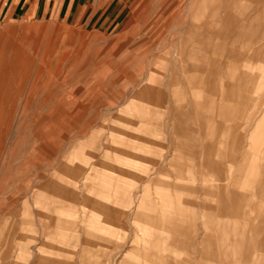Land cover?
Here are the masks:
<instances>
[{
    "label": "rangeland",
    "instance_id": "rangeland-1",
    "mask_svg": "<svg viewBox=\"0 0 264 264\" xmlns=\"http://www.w3.org/2000/svg\"><path fill=\"white\" fill-rule=\"evenodd\" d=\"M157 3L151 4L153 13ZM167 3H176L180 12L152 39L153 53L168 59L153 68L166 83L173 64L182 70L163 104L135 99L124 78L107 86L115 68L130 59L132 1L114 3L122 12L119 24L105 32L61 22L0 23V264H56L49 252L70 264H131L133 259L125 260L132 250L129 239L137 231L145 235L146 228L143 219L134 222L133 208L150 183L157 198L148 190L146 206L158 202L181 213L176 200L193 203L185 221L196 226V264H264V0ZM228 14L239 27L224 25ZM205 21L212 23L214 35L192 44L189 27ZM179 43L183 54L176 60L167 52L179 51ZM192 52L196 61L189 58ZM189 64L199 71L186 73ZM215 65L221 69L214 76L219 96L202 86ZM132 71L138 73L137 64ZM223 82L244 87L228 90L234 103L219 104ZM224 106L230 118L221 114ZM138 111H149L159 126L153 144L135 151L133 145L106 139L124 132L125 140L143 138ZM256 122L261 129L255 130ZM235 124L243 138L236 151L232 140L220 141L223 125ZM130 151L148 153V161L126 159ZM207 159L220 170L209 167ZM115 164L131 168L134 176L119 175ZM100 192L116 199L102 203L94 198ZM219 193L241 200L233 203L235 209L223 210ZM114 210L124 217L118 220ZM137 258L142 264L151 260Z\"/></svg>",
    "mask_w": 264,
    "mask_h": 264
},
{
    "label": "crops",
    "instance_id": "crops-1",
    "mask_svg": "<svg viewBox=\"0 0 264 264\" xmlns=\"http://www.w3.org/2000/svg\"><path fill=\"white\" fill-rule=\"evenodd\" d=\"M116 1H132L134 4L131 5V9H135L133 13V22H135V26L129 30V39L128 43L132 48L131 53L128 55L130 59L128 64L125 67H116L113 79L108 87H115L122 78L128 80L132 85L133 91L136 93L134 96L135 99H148L153 101L155 100V104H163L166 103L167 92L172 90L173 87L176 86L178 81L177 74L181 71V68H177L176 65L173 64V68L170 70L169 74L172 79L169 82H164L163 77H160V72L158 68L154 69L153 65L161 64V61L167 60V57L164 55L153 53V44L152 39L158 36L160 33L166 32L168 27H170L173 23V18H177L179 16L180 9L177 7L176 3L170 4L173 7H170L167 3L169 0H156L157 9L156 12H152L151 4L154 0H0V23H11V22H20V21H28L33 23L38 22H61L67 25L81 27L88 29L89 26L95 30H99L102 32L109 31V29L113 26H117L119 24V20L122 12H120L119 7L116 8L114 3ZM174 2V0H171ZM258 1V0H257ZM224 25L228 27V29H233L235 27H239V22L233 17L232 14H228L223 20ZM244 31V30H242ZM215 32L212 30V23L209 21L203 22L202 26L196 27L191 25L188 30L189 39L192 44H196L199 41V38H203L210 40ZM182 37V36H181ZM202 39V40H204ZM206 40V41H207ZM208 42V41H207ZM126 47L123 46L122 49ZM177 52H167V54L173 55V58L176 60H180V56H182L183 52L181 51L182 45L180 43L177 45ZM236 54L231 52L230 56H235ZM192 61H196V54L192 52L189 57ZM3 64V60L0 59V66ZM138 65V73H134L132 71V67L134 65ZM211 64V62H210ZM216 64V63H214ZM160 68H162L160 66ZM186 73H194L199 71V67L195 64H189L185 66L183 69ZM217 73H221V69L219 67L213 66L212 70L207 72V78L205 84H202L203 88L211 93V96H219L216 93L218 87L215 84V75ZM8 77L5 75V80ZM155 81V82H154ZM197 78H193V82L195 83ZM143 87V85H145ZM105 84H102L101 87H105ZM142 87V88H141ZM242 84L237 86H232V88L223 82L220 87L222 96L219 104L223 105L225 103H234L233 95H229L228 90H236L241 89ZM119 97L124 96V92L118 91ZM217 103L214 101L212 103L213 112L216 111ZM139 112V111H138ZM221 114L225 118H230V111L226 109V106L220 109ZM137 118L141 120V127L144 130L143 138H134L132 135L129 136V140H125L123 136L118 137L117 135H110L106 137L116 138L114 141L115 144H127L129 146L133 145L135 151L141 150L143 145L153 144L151 137L157 134L160 129L157 124H154L152 121V115L149 111H143L137 113ZM178 118V122L181 123V127H183V119H181L180 114L176 115ZM257 123V122H256ZM154 124V125H153ZM91 128V127H89ZM153 128H158V131H153ZM262 128L260 123L256 124V129L259 130ZM127 132V130H125ZM128 133L130 131L128 130ZM221 142L232 140L234 150H238L240 144L242 143V137L239 134V126L238 125H223L221 135ZM256 137V132L250 135V139H254ZM142 141V143H140ZM101 144L102 141H98ZM96 142V143H97ZM104 143H111L110 141H105ZM144 143V144H143ZM113 144V143H112ZM143 144V145H142ZM132 150L131 148H129ZM211 151V149L209 150ZM128 160H145L148 161V153L142 152H128L127 153ZM145 155V156H141ZM207 158H210L207 156ZM84 160L83 158H79ZM207 165L209 167L220 170L221 166L217 163L212 162L210 159L206 160ZM219 182L223 181V179H217ZM152 183L150 185H146L144 191L149 190L151 197L156 200L157 196H154L156 191L154 192L152 189ZM176 192L179 189L178 186H175ZM143 191V193H144ZM218 200L220 201V207L223 210H233L235 203L238 200H241L240 196L237 194L231 193L229 196H225L222 193L217 195ZM138 202L135 203L136 207ZM176 204L178 206L177 209L181 210V213H177L175 216V227L177 229L174 240L171 238H166L165 240L158 238L156 232L150 233L149 236L137 234L133 239L130 240L129 247H132V250L128 253L130 255L132 251H134V255L139 253H143L144 257L154 258L161 257L160 264H196V248L193 244L195 235H196V226L189 222L185 221L186 217H191V211L188 208H192L194 205L190 201L176 200ZM161 215V210L157 211ZM135 210H134V222H135ZM146 225V224H145ZM151 229L156 228L155 225L149 224ZM136 237V238H135ZM143 240L149 241V248H142L140 252H136L137 248L133 247L131 241ZM163 241L164 247L158 246L159 243L154 244L155 241ZM175 242V245H172V242ZM187 245V249L184 254L180 253V250L183 246ZM163 246V245H162ZM170 246V247H169ZM173 247V248H172ZM173 253H171V252ZM170 252V253H169ZM148 256H147V255ZM172 254V255H171ZM156 261L144 262L143 264H156Z\"/></svg>",
    "mask_w": 264,
    "mask_h": 264
},
{
    "label": "bare ground",
    "instance_id": "bare-ground-1",
    "mask_svg": "<svg viewBox=\"0 0 264 264\" xmlns=\"http://www.w3.org/2000/svg\"><path fill=\"white\" fill-rule=\"evenodd\" d=\"M105 160H107V159H105ZM110 162V161H109ZM111 164H112V162H110ZM114 165V164H113ZM115 166H116V170L119 172V175H121V176H124V175H133V173H131V171L130 170H132L131 168H127L126 166H123V165H121V164H115ZM105 176V175H104ZM134 176V175H133ZM106 183V182H105ZM102 185V184H101ZM102 187V186H101ZM106 188H107V186H106ZM109 188H107V190H108ZM103 190V189H102ZM99 191H101V189H99ZM87 194L90 196V197H92L91 195H92V193H91V191L90 190H87ZM115 192H117V190L115 191ZM148 190H146V191H144V193H143V195L141 196L142 198H141V200L139 199L138 200V204H137V206L136 207H134L133 209L135 210V219L137 218H140V219H143L144 220V224H146L145 225V230H144V234H145V236L147 237V236H149L150 235V233H152V232H156V235H157V237L158 238H161V240L162 239H166V238H171V239H173L174 240V238H175V234H176V231H177V229H176V227H175V216H176V212H174V211H172V209L173 208H168L167 206H163L162 205V207H159V204H158V202H155L156 204H151V205H148V206H146L145 204H144V201H145V198L147 197L148 198ZM116 197V196H115ZM95 199H97V200H99V201H101L102 203H104V202H110V201H112L113 199H116V198H112L111 196H109V194L107 195V194H105V193H103V192H100V193H97L96 194V196L94 197ZM165 199V198H164ZM165 200H168L167 198L165 199ZM152 202V201H151ZM160 202V201H159ZM89 205V204H88ZM94 205V204H93ZM93 205H91V206H93ZM105 205H106V203H105ZM84 207H88L86 204H84L83 205ZM96 207V206H95ZM113 207V206H112ZM112 207H110L109 205L107 206V208H109V209H111ZM114 208H116V207H113V209ZM148 208V211L147 212H149L148 214H141V212L142 211H144L145 209H147ZM175 208V207H174ZM95 209V208H94ZM113 209H111V210H113ZM122 209V208H121ZM100 210V209H99ZM106 210V209H105ZM104 210V211H105ZM159 210H161L162 212H161V215L157 212V211H159ZM75 211V210H74ZM108 211V210H107ZM129 211V210H128ZM178 211L180 212L181 210H179L178 209ZM76 212V211H75ZM110 212V211H109ZM113 212V211H112ZM112 212H110L111 213V215H112ZM114 212H115V210H114ZM119 210H118V214L117 215H115L116 214V212L114 213V215L115 216H117V219L118 220H121L120 218H122V216L124 215H119ZM77 213V212H76ZM67 214V213H66ZM59 215V214H58ZM84 215L86 216V215H88L87 213H85L84 212ZM102 215V214H101ZM113 215V216H114ZM145 215H147V216H145ZM62 216H64V215H62ZM126 216V215H125ZM76 217V216H75ZM75 217H73V218H75ZM124 217V216H123ZM62 218V217H61ZM113 219H115V218H113ZM99 220V219H98ZM117 220V221H118ZM60 224V223H59ZM149 224H152V225H155L156 226V228H154V229H151L150 228V226H149ZM119 228V227H118ZM137 234H139V231H137ZM71 236H73V234H70ZM70 235H69V237H70ZM64 236V235H63ZM68 237V236H67ZM66 237V238H67ZM136 238V237H135ZM59 239V238H58ZM156 243H159L158 244V246H160V247H164V244H166L165 242H163V241H160L159 240V242L158 241H155L154 242V244L156 245ZM135 245H136V248H137V251L139 252L140 251V248H142V247H144V248H149V245H150V243H149V241H143L142 239L141 240H139L138 239V241H136L135 243H134ZM163 245V246H162ZM172 245L174 246L175 245V242L173 241L172 242ZM94 246V245H93ZM90 247V246H89ZM170 247V246H169ZM85 248H87V247H85ZM173 248V247H172ZM53 252V251H52ZM171 252V251H170ZM169 252V253H170ZM172 253V252H171ZM49 254V256H48V259L50 260V261H52V262H54V263H58V264H70V263H68V261H67V259H66V261H65V259L62 257V256H59V255H56V254H50V252L48 253ZM132 254H134L133 252H132ZM132 254H130L125 260H128V261H130L131 262V259H133V261L131 262V264H142V263H140V260H138V256L140 255V256H144L143 255V253L141 254V253H139V255L137 256V257H134ZM173 254V253H172ZM171 254V255H172ZM147 255V254H146ZM148 256V255H147ZM149 257V256H148ZM148 257H146L148 260L150 259V258H148ZM44 258H46V257H44ZM158 258V259H157ZM161 259V257H154L153 259L151 258V260L150 261H156L157 262V264H160V260ZM124 260V262H126ZM71 261V260H70ZM66 262V263H65ZM42 263V262H41ZM39 264H40V262H39ZM50 264V263H49ZM123 264H125V263H123Z\"/></svg>",
    "mask_w": 264,
    "mask_h": 264
}]
</instances>
